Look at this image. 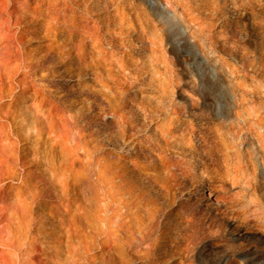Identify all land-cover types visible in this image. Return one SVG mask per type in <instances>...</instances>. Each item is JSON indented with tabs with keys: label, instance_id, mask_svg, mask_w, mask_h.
I'll return each instance as SVG.
<instances>
[{
	"label": "rangeland",
	"instance_id": "1",
	"mask_svg": "<svg viewBox=\"0 0 264 264\" xmlns=\"http://www.w3.org/2000/svg\"><path fill=\"white\" fill-rule=\"evenodd\" d=\"M60 202L80 220L56 228ZM30 243L33 264H264V0H0V264Z\"/></svg>",
	"mask_w": 264,
	"mask_h": 264
},
{
	"label": "bare ground",
	"instance_id": "2",
	"mask_svg": "<svg viewBox=\"0 0 264 264\" xmlns=\"http://www.w3.org/2000/svg\"><path fill=\"white\" fill-rule=\"evenodd\" d=\"M51 1V0H50ZM48 3V2H47ZM49 3H51V2H49ZM48 3V4H49ZM53 5V4H52ZM57 19V18H56ZM34 43H35V45H37V46H43V45H45V42L44 41H41V40H34ZM77 88L78 90H82L83 89V85L80 83V82H77V81H72L71 82V84H70V89H72V88ZM127 144H129V143H127ZM132 147V146H131ZM27 159H31V157H27ZM132 166V165H131ZM32 168V167H31ZM35 170H37V171H40L41 169H40V167L38 168V167H33ZM43 170V169H42ZM57 172V171H56ZM39 174H42L43 175V173H39ZM46 174V173H45ZM56 174V173H55ZM56 176H58V174L56 175ZM52 179V178H51ZM50 179V180H51ZM66 180V179H65ZM79 181V180H78ZM86 182V181H85ZM26 183H27V181H26ZM77 183V182H76ZM88 183V182H87ZM23 184V183H22ZM68 184V183H67ZM85 184V183H84ZM70 186V185H69ZM85 186V185H84ZM86 187H88L87 185H86ZM86 187L84 188V189H86ZM92 187V186H91ZM16 188V187H15ZM67 191L69 190V187H68V185H67ZM77 189H78V186L76 187ZM87 190V189H86ZM60 191V190H59ZM88 192V191H87ZM31 193L32 192H30L29 191V188H28V186H27V184L25 185V184H23V185H21L20 187H18V189H17V192H16V194L14 193V195H12V199H15V200H17L18 202H19V208H20V210H21V212H22V214H23V216L24 217H27L31 212H33L34 211V209H35V204H36V197L35 196H32L31 195ZM10 195V194H9ZM207 196H208V199H207V201L205 202V204L206 205H210L211 203H212V200H213V202H215V203H218L219 205H221L222 203H225V199H224V197H222V195H220V194H218V193H216V192H214L212 189H210L209 188V191L207 192ZM59 202V201H58ZM55 204V203H54ZM71 204V203H70ZM68 202L67 203H64V202H60V206H57L56 208H57V210L59 211V212H61L60 214H56V215H54V213H51V214H53L54 216H56L57 217V219L58 220H60L59 222V224H55L56 225V228H60V227H66V221L68 222L69 220H71V219H74V218H76V216H78V214L80 213V211H81V208L79 209V208H73L71 205H70ZM56 205H58V204H56ZM53 207V206H52ZM221 208V207H220ZM233 210V209H232ZM223 211V210H222ZM43 212V211H42ZM54 212V211H53ZM58 213V212H57ZM88 213V212H87ZM49 215V214H48ZM78 218H79V216H78ZM77 218V219H78ZM55 219V218H54ZM75 220V219H74ZM79 220H80V218H79ZM73 221V220H72ZM75 221H73V223H74ZM71 223V222H70ZM72 224V223H71ZM46 226V225H45ZM43 227V226H42ZM70 228V227H69ZM57 232V231H56ZM70 232V231H69ZM41 235H44L45 237H44V240H50L49 238V232L46 230V228H42V231H41ZM53 235V234H52ZM53 238V237H52ZM51 238V239H52ZM43 240V239H42ZM52 241H54V240H52ZM54 242H56V241H54ZM58 242V241H57ZM62 242H60V244H61ZM80 243H82V242H80ZM83 244V243H82ZM24 245V244H23ZM22 245V246H23ZM27 244H25V247L23 248L22 246H21V244H20V246L23 248L22 250H24V252L22 253V258L24 259H21L20 260V262L18 263V264H33L30 260H29V258L32 256V253H33V251H36V248H37V246H38V244L37 245H35V244H33V243H30V245H27ZM50 245V244H49ZM52 245H54V244H52ZM56 245V244H55ZM59 245V244H58ZM16 248V247H15ZM20 248V247H19ZM60 248V247H59ZM87 249V248H86ZM71 251V250H70ZM21 256H19V257H21ZM34 256V255H33ZM25 257V258H24ZM19 260V259H18ZM12 264V263H11Z\"/></svg>",
	"mask_w": 264,
	"mask_h": 264
}]
</instances>
